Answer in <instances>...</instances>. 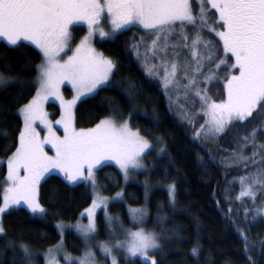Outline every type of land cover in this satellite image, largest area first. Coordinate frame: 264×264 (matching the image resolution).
Returning a JSON list of instances; mask_svg holds the SVG:
<instances>
[{
  "label": "trees",
  "instance_id": "trees-1",
  "mask_svg": "<svg viewBox=\"0 0 264 264\" xmlns=\"http://www.w3.org/2000/svg\"><path fill=\"white\" fill-rule=\"evenodd\" d=\"M193 2L196 5V0ZM71 31L74 42L85 34L81 26L72 27ZM142 33L141 28L132 26L113 38L95 39V45L115 61L116 68L110 79L113 84L98 88L75 107L77 128L93 127L106 117L129 118L131 126L152 141V150L143 157L145 167L132 170L130 179L126 180L115 164L96 169L100 194L112 197L120 192L121 196L97 212L92 237L95 242L113 243L122 240L128 230L142 225L146 231L159 234L163 250L154 251L157 264H250V259L255 264H264V215L257 212L264 207V190L254 198L243 197L239 179L249 170L259 169L257 159L264 156V150L250 160L233 162L231 159L232 150H238L237 141L248 133L251 125L236 124L215 141L194 137V129L205 118L199 114L193 124L172 110L161 83L147 74L133 48L134 44L145 46ZM206 34L220 49L217 37ZM42 58L41 51L31 43L16 47L0 40V72L15 78L0 85V204L8 174L7 159L18 146L23 129V117L18 110L35 95L36 66ZM222 70L227 71L224 67ZM129 91L135 92L132 102L128 99ZM65 94L72 95L67 86ZM209 94L217 100L226 97L222 79L209 86ZM48 109L53 118L61 114L55 102H50ZM157 138H162L163 145L157 144ZM257 140L264 143V135L258 132ZM161 146L166 147L165 152L159 151ZM252 148L247 145L244 156H249ZM43 177L37 199L47 214L33 216L26 206L12 207L3 214L6 236L0 235V264H24L19 249L21 242L32 247L34 264H46V251L61 241L72 256L79 257L85 251V242L75 229L68 227L61 235L56 225L58 222L65 226L78 221L84 223L85 210L95 197L92 183L73 184L57 173ZM172 182L176 184L174 203L167 187ZM131 206L146 209L144 222L133 219ZM241 230L248 238V250ZM9 241L15 245V259ZM197 246L199 252L194 255L192 249ZM119 264H145V261L121 257Z\"/></svg>",
  "mask_w": 264,
  "mask_h": 264
},
{
  "label": "snow or ice",
  "instance_id": "snow-or-ice-1",
  "mask_svg": "<svg viewBox=\"0 0 264 264\" xmlns=\"http://www.w3.org/2000/svg\"><path fill=\"white\" fill-rule=\"evenodd\" d=\"M212 10H215L214 16L210 17ZM102 18L109 23L110 31H105L101 24ZM80 22L86 23L88 32L80 39L72 54L64 58L61 53L72 40L71 29ZM137 23L156 33V38L151 42L153 49L157 47L161 33L166 38L177 27L182 38L187 40L186 25H193V54H196L198 45L206 53L197 58V72L202 67L200 61L203 60L211 63L212 69L206 75H200L205 80H223L226 98L213 99L208 95L207 89H197L202 102L200 110L207 118L199 128L194 129L193 136L200 137L203 133L205 138H215L236 124L251 125L248 133L237 141L241 154L232 150V161L249 159L242 155L247 144H251L254 149L253 157L258 147L264 150V144L257 140L258 132L264 135V0H196L195 11L193 0H0V38L16 47L22 46L25 41H31L40 49L43 57L36 66L35 95L18 110L23 116L24 127L19 133L18 146L7 159L8 174L5 183L8 187L4 190L3 203L0 204V235L6 236L3 214L10 207L24 204L33 216L43 217L47 214L45 206L37 199L38 186L44 173L60 169L68 181L89 180L93 185L96 198L93 199L92 206L85 210L89 223H78L75 226L87 238L96 231L94 209L99 204L106 207L107 200L98 190L95 166L106 158H111L119 164L126 180L130 169L145 167L143 157L146 149L152 150V141L142 135L139 129L130 127L127 120L118 123L111 117L100 120L91 128H77L74 111L76 102L81 97L113 84L110 76L116 64L95 49L92 43L94 35L98 33L102 38L115 36L117 30ZM204 28L222 41L218 51L214 52L212 41L205 39L201 31ZM133 48L139 56L138 46L134 44ZM229 54L234 59L229 60ZM144 65L149 76H159L157 65L149 64L147 56ZM221 65L227 71L224 76L216 77L213 69H219ZM176 71L175 63L165 69V74L161 77L165 91L169 85L179 87L174 84ZM13 79L15 78L0 72V85ZM65 81L70 82L74 89L70 100H66L61 92V85ZM189 87H195L191 77L188 84L184 85L185 95ZM49 97L60 101L62 112L55 123L62 126L63 136L57 133L44 108ZM128 99L129 102L135 99L134 91L128 92ZM116 110L118 109H114ZM181 115L194 124L186 113L182 112ZM36 121L45 124L47 128V135L43 138L35 127ZM46 144L52 145L54 155H49L45 150ZM157 144L163 145L162 138H157ZM159 151L165 152L166 147L161 146ZM21 169L24 171L23 175ZM239 179L242 188L240 195L254 198L257 185L264 187V169H258ZM247 180L252 183H246ZM145 183L147 185V180ZM167 187L174 203L176 184L172 182ZM116 195L120 196L121 193ZM133 212L142 219V209ZM245 212L247 213V209ZM257 212L264 213V207ZM56 227L62 235L64 223L58 222ZM241 236L245 240V249L248 250V238L242 230ZM9 244L13 247L15 259V245L11 241ZM100 247L104 253L111 255L112 264H118L116 256L112 255L113 247L126 249L131 256L139 254L144 258L145 264H157L155 255H149L150 250H163L159 234L143 228L128 230L124 241L116 240L114 245L101 242ZM19 249L23 254L24 264H34L32 247L21 242ZM62 250V241L54 248L50 247L45 253L46 264H59L55 253ZM198 252V246L193 247L192 253L196 255ZM64 255L65 264H71L74 259L79 264H97L91 249L85 251L83 257L74 258L66 250ZM250 264L255 262L250 259Z\"/></svg>",
  "mask_w": 264,
  "mask_h": 264
},
{
  "label": "rangeland",
  "instance_id": "rangeland-1",
  "mask_svg": "<svg viewBox=\"0 0 264 264\" xmlns=\"http://www.w3.org/2000/svg\"><path fill=\"white\" fill-rule=\"evenodd\" d=\"M193 7H194V11H195L196 5L194 4V2H193ZM214 11L215 10H212L213 13H214ZM212 12L209 13L210 17L213 16L212 15ZM101 24L105 28V31H110L111 30L110 29V26H109V23L107 22L106 19L102 18ZM78 26H81V27L84 28L85 34L83 36H85L87 34V32H88V28H87L86 23L80 22V24ZM132 26H138L143 31V33H142L143 36L141 37V40H142V45H145V46L138 47L139 48V52H140V55L138 56L139 62L145 68L144 59H145V56H147L148 63L149 64H155V65H157V70L159 71V76H153V77L159 80V82L161 83L162 88H164V87H163V81L161 80V77L164 76L165 69L166 68H170V66H171L172 63H175L177 65V71H176V76H175L174 84H178L179 87H174L173 85H169L168 86V90L165 91L166 94L168 95V98L170 100V104H171L172 110L175 112V114L177 116H179L180 118L185 119V118H183V116L181 115V113L182 112L183 113H186L192 120H195L196 117L199 114H202L204 116V118L206 119L207 118L206 117V114L200 110L201 109V103L202 102H201L200 97L197 95V89H207V93H208V95H210L209 94V86L213 82L215 83V81L218 80V78H213L211 80H205L203 78V76L200 75V73H203V74L206 75L208 73V71L210 69H212V64L211 63H208L206 61L201 60L200 63L202 64V67L200 68L199 72H197V70H196L197 69V58H198V56L199 55H206V53L204 52L203 47L200 46V45H198L197 48H196V50H195L196 54L195 55L193 54V49L191 48V39H192V36L194 34V26L191 25V24L186 25V30H187V33H188V39L187 40H184L182 38V34L179 32L178 27H177V30L168 33V35H167L166 38L164 36V33H161L160 34V40L158 41V45H157V47L155 49L152 48L151 42H152V40L154 38H156V33L153 32L150 29L144 28L143 25L138 24V23L137 24L129 25L127 28L132 27ZM127 28H125V29H127ZM121 31L122 30H117L116 31V34H118ZM201 31L203 32V34L205 36V39H208V40L212 41V44L214 45L213 51L214 52L215 51H218L219 49H218L217 45L214 42L215 40L213 38H209L210 35L207 36V34H206V33L210 34L209 30L206 29V28H204V29H201ZM211 35L214 36V37H217V39L221 42V46H222V41L220 40V38L216 34H214V33H211ZM73 37L74 36L72 34V40L69 42L68 48H66L64 50V52L61 53V56L64 57V58H66L67 55H71L72 54V50L75 49L76 45L79 44V42H80V40H77V41L74 42ZM113 37H115V36L103 37L102 38L97 33V34L94 35L93 40H92V43H93L95 49L98 52L102 53L106 57L111 58L114 61V59L112 57L106 55L103 51H101L95 45V39L96 38L105 39V38H113ZM0 40L6 41L4 38H0ZM25 42H28V43L33 44L31 41H25ZM33 45L35 47H37L35 44H33ZM230 56L231 55L229 54V56H228V59L229 60H230ZM232 59H234V58L232 57ZM223 67L224 66L221 65V67L219 69H213L216 72V77H222V76L225 75L226 71L224 72L222 70ZM114 69H113V71H114ZM185 71H187V75H185ZM112 75H113V73H112ZM112 75L110 76V79H111ZM190 77L194 80L195 87H189L187 89V95H185L184 94L185 93L184 85H187L188 84ZM66 86L69 87L72 90V95L69 96V97L65 94V87ZM61 92L63 93V96H64V98L66 100H70L72 98V96L74 95V89H73L71 83L68 82V81H65L61 85ZM92 94H94V93H92ZM92 94H89L87 96H83V97H81L80 100H82V99H84V98H86V97H88V96H90ZM80 100H78L76 102V105H77V103ZM50 102H55L60 107V101L58 99H56V98L49 97L48 100L44 104V108H45V110H46V112L48 114V119L52 122L53 127L56 129L57 133H59L61 136H63L64 133H63L62 126L55 123L57 120H59L61 114L57 118H53L51 116V112L48 109V104ZM60 109H61V107H60ZM74 111H75V109H74ZM61 112H62V109H61ZM111 118H113L114 120H116L118 123L119 122H123L124 120H127L129 122L130 127H132L129 118L128 119L126 118V119H123V120H118V119H116L114 117H111ZM186 120H188V119H186ZM23 127H24V122H23ZM35 127L39 131L41 138H43L44 136L47 135V128H46L45 124L41 123L40 121H36ZM133 129H135V128H133ZM199 138H201V139H203L205 141L206 140L207 141H212V140L215 141L218 138V136L215 137V138H211V137L205 138L204 135H203V133H202ZM258 143L264 144L262 142H258ZM247 145L250 146V147H252L251 144H247ZM245 149L243 150V153L245 152ZM45 150L48 151L49 155H54L55 154V150L53 149L52 145H50V144H46L45 145ZM147 151L148 150L146 149L145 152H147ZM253 151H254V149L252 148L251 153L248 154L249 156H247V157H249V160H250L251 157H253L252 156ZM260 151H263V150H261L258 147L255 150V156L256 155H260ZM236 152H237V154H241L239 148H238V150ZM243 153H242V155L244 156ZM261 160H264V156H261L260 159H257V163H258L257 166H258L259 169H264V162L261 161ZM105 164H115L116 166H118L120 168L119 164L115 160H113L111 158H106L104 161L101 162V164H98V165L95 166L94 172L96 171V169H98L99 167H101V166H103ZM143 164H144V160H143ZM142 168H144V167H142ZM142 168L135 169V170H140ZM257 170L258 169H256V171ZM122 172H123V170H122ZM51 173L60 174V175H62L67 180V178L64 175L63 171H61L60 169H51L48 172L44 173L43 176L45 177V176H47V175H49ZM249 173H253V170L252 169L249 170ZM23 174H24V171H23V169H21V175H23ZM85 175H87V170L86 169H85ZM246 175L247 174H245L243 176H246ZM131 176H132V170L130 169V174H129V176H128L127 179H130ZM81 181H88V182H90L89 180H79L77 182H81ZM68 182L73 183V184L74 183H77V182H72V181H68ZM246 183H252V181L251 180H247ZM7 187H8V184L6 183L5 189ZM254 190H255V195H256L259 191L264 190V187L257 185V187ZM101 196H103V195H101ZM120 196H117V195H114L112 197L103 196V197H106L107 198V200H106V207H105L104 204H99V206L94 209V219H95V222H96V214H97V212L100 209H102V208H105L106 209L107 206H108V204L112 200H116ZM245 196H248V195H245ZM95 198L96 197H94V199ZM18 206H26L27 207V205H24V204H21V205H18ZM91 206H92V203L89 206V208ZM10 208H12V207H10ZM89 208H87V209H89ZM9 209H6L5 212L8 211ZM139 209H142L143 212H144V215H143L142 219L140 217L134 215V212H133V210H139ZM130 213H131V216L133 217V219L136 222H138V223L144 222V220L146 218V215H145L146 209L144 207L141 208V207H133V206H131L130 207ZM85 214L87 215V219L84 220V223L81 222V221H78L77 223H74L72 225L65 226L64 229H66L68 227H72V229H75L82 236V238H83V240L85 242V246H86L85 247V251H87L88 249H91V251L94 252V254H95V260H96L97 264H107V260H108L109 264H112L111 255L104 253L101 250V247H100L101 242H108V241H97V242H95L94 238L92 237V233L89 234V236L86 238L84 236V234L82 232H80L75 227L78 223L84 224V225H87L89 223L88 214L86 212H85ZM261 214L264 215V213H261ZM108 217H110V215ZM111 225L113 227V224H111ZM139 228H143L142 225ZM139 228H137V229H139ZM137 229H130V230H137ZM125 239H126V235H125V237L121 241H124ZM108 243L114 245L115 242H113V243L108 242ZM64 250H65V248H64ZM64 250H62V251H60L58 253H55L56 259L59 261V264H65ZM85 251L83 252V254H81L80 256L78 255V256L79 257H83ZM67 253H69V252H67ZM112 255H115L116 256L118 264H119V261H120V258L121 257H123V258H139V259L145 261L144 258L142 256H140L139 254H137L135 256H131V255H129L127 253L126 249H117L115 247H113V253H112ZM149 255H154V251L150 250L149 251ZM72 257L75 258V256H72ZM72 262H75V263L79 264V262L76 261L75 259Z\"/></svg>",
  "mask_w": 264,
  "mask_h": 264
}]
</instances>
